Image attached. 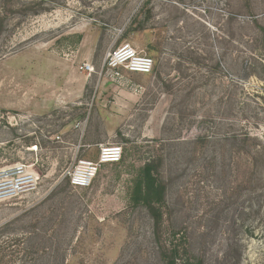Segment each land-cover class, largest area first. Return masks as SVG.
Masks as SVG:
<instances>
[{
	"label": "rangeland",
	"instance_id": "1",
	"mask_svg": "<svg viewBox=\"0 0 264 264\" xmlns=\"http://www.w3.org/2000/svg\"><path fill=\"white\" fill-rule=\"evenodd\" d=\"M0 15V168L39 177L0 203V225L53 226L35 264H163L152 219L128 200L152 157L161 242L183 236L202 264H264V44L252 26L264 29V0H0ZM124 44L154 71L107 69ZM204 133L211 144L192 146ZM246 133L257 165L242 185L230 140ZM99 145L120 146L122 161L68 188L65 170L96 161Z\"/></svg>",
	"mask_w": 264,
	"mask_h": 264
},
{
	"label": "trees",
	"instance_id": "2",
	"mask_svg": "<svg viewBox=\"0 0 264 264\" xmlns=\"http://www.w3.org/2000/svg\"><path fill=\"white\" fill-rule=\"evenodd\" d=\"M252 26L261 30L264 44V29L255 20L252 21ZM251 75L254 74L250 72L247 77ZM261 99L264 101V97ZM230 141L232 147L236 149L240 161L247 167V179L242 185L248 184L257 165V160L250 150L254 148V138L246 133L240 138L233 136ZM210 144L211 139L207 133H204L198 135L191 145L204 150ZM161 161L160 157H152L139 169L128 194L129 205L132 208H144L152 219L156 240L160 244V258L163 264H202L200 259L189 254L183 236L176 238L174 233L167 242L159 240L158 232L162 223L161 209L165 204V185L159 177ZM66 186L71 188L68 184ZM19 221H21L20 218H16L0 225V264H35L52 248L49 242L52 235L50 230L53 226L47 227V230L39 231L32 226L29 228L28 226L16 227L15 225ZM64 263L63 261L62 264Z\"/></svg>",
	"mask_w": 264,
	"mask_h": 264
},
{
	"label": "built area",
	"instance_id": "3",
	"mask_svg": "<svg viewBox=\"0 0 264 264\" xmlns=\"http://www.w3.org/2000/svg\"><path fill=\"white\" fill-rule=\"evenodd\" d=\"M104 63L107 69H123L133 74H150L154 63L151 58L142 55L129 44L120 45L109 52ZM85 68H88L85 66ZM123 155L118 145H99L97 160H78L68 167L63 174V181L73 189H88L92 186L102 166L117 164ZM38 175L30 166L22 163L0 168V203L9 202L21 196L37 191Z\"/></svg>",
	"mask_w": 264,
	"mask_h": 264
}]
</instances>
